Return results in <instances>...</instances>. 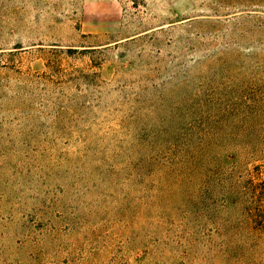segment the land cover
Segmentation results:
<instances>
[{"label": "rangeland", "instance_id": "obj_1", "mask_svg": "<svg viewBox=\"0 0 264 264\" xmlns=\"http://www.w3.org/2000/svg\"><path fill=\"white\" fill-rule=\"evenodd\" d=\"M183 78L224 139L168 190L134 136ZM262 102L264 0H0V264H264L235 205L264 183Z\"/></svg>", "mask_w": 264, "mask_h": 264}, {"label": "trees", "instance_id": "obj_2", "mask_svg": "<svg viewBox=\"0 0 264 264\" xmlns=\"http://www.w3.org/2000/svg\"><path fill=\"white\" fill-rule=\"evenodd\" d=\"M196 79H198L197 83L201 82V78L198 75H196ZM183 80L186 81L178 80L182 98L170 104L168 114L158 115L155 112L152 113L151 121L146 125L148 128L152 129L139 130L137 135L134 136L135 143L133 149L135 155H150L146 161L147 166H144L145 160L139 158L138 163H136V169L140 171L138 175L143 178H147L145 174L149 172L152 175L154 173L159 176L161 175L167 180L164 184H166L165 187L168 190H172L173 183L178 180L190 181L198 178H203L204 180L206 178L209 179L210 161L215 158V156L211 158V147L218 146V141L224 139L221 134H212V117L214 126L223 123L221 120H217V116L215 115L216 108L213 106L212 102L214 86H212L213 88L209 87L208 84H203L201 86V88L208 89L205 93H202V96L206 98L207 101L200 103L190 100L192 97H196L197 88H194L195 85L192 87L191 80L188 78H183ZM201 83L207 82L202 81ZM238 99H240V97H238ZM189 101L191 102L189 103ZM217 104L222 106L221 102ZM229 110V117H240L243 113L240 108L231 107ZM221 113L223 114L224 112H222L221 108H217L216 114L218 115ZM242 117L251 116L248 112ZM257 120L261 121L264 119H259L257 117ZM245 121H247L246 123L253 129L264 127V122H258L256 120ZM147 134H149V140L144 141ZM261 141H257L258 146L261 144ZM258 153L264 156V147L260 146ZM261 159L264 161V157ZM149 168L153 171H150ZM153 168H155V171ZM211 187V189L203 187L200 191L205 201L201 209L206 208L208 212L212 213L214 206L212 192L214 188L219 190L228 188V186L222 187L219 186V184H212ZM228 190L231 196L232 193L230 189ZM205 191L209 193L208 197L204 196ZM243 195L244 199H237L235 205L239 206L240 211L245 213L246 217L252 221V225H257L256 228L258 231L256 235L261 242H264V183L247 189ZM258 264H260V261Z\"/></svg>", "mask_w": 264, "mask_h": 264}]
</instances>
